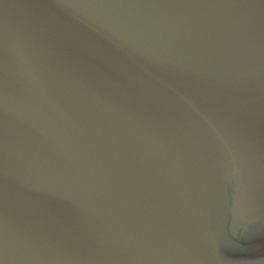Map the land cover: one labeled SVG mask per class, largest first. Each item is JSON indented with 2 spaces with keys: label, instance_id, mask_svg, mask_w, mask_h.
I'll list each match as a JSON object with an SVG mask.
<instances>
[{
  "label": "water",
  "instance_id": "95a60500",
  "mask_svg": "<svg viewBox=\"0 0 264 264\" xmlns=\"http://www.w3.org/2000/svg\"><path fill=\"white\" fill-rule=\"evenodd\" d=\"M0 264H264V0H0Z\"/></svg>",
  "mask_w": 264,
  "mask_h": 264
}]
</instances>
